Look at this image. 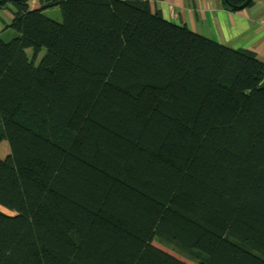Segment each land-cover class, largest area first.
<instances>
[{
	"label": "trees",
	"instance_id": "trees-1",
	"mask_svg": "<svg viewBox=\"0 0 264 264\" xmlns=\"http://www.w3.org/2000/svg\"><path fill=\"white\" fill-rule=\"evenodd\" d=\"M39 3L0 0V264H264V61L149 0Z\"/></svg>",
	"mask_w": 264,
	"mask_h": 264
},
{
	"label": "crops",
	"instance_id": "crops-1",
	"mask_svg": "<svg viewBox=\"0 0 264 264\" xmlns=\"http://www.w3.org/2000/svg\"><path fill=\"white\" fill-rule=\"evenodd\" d=\"M149 1L152 9H159L165 19L186 24L193 31L228 46L250 49L264 61V0H255L251 7L238 11L225 9L223 0ZM39 5L37 0L31 8Z\"/></svg>",
	"mask_w": 264,
	"mask_h": 264
},
{
	"label": "rangeland",
	"instance_id": "rangeland-1",
	"mask_svg": "<svg viewBox=\"0 0 264 264\" xmlns=\"http://www.w3.org/2000/svg\"><path fill=\"white\" fill-rule=\"evenodd\" d=\"M29 3L31 6L32 3L30 2V0H29ZM44 12H45V14L50 16L51 18H54L55 20H58V21L62 20V14H61V10L59 7L49 8V9H46ZM9 14L10 13L8 10H1L0 9V36L4 40H10L17 35V33L14 29H12L11 27H6V25L10 24V22H11ZM44 52H45L44 49L40 52L38 59H37V62L40 60V57L44 54ZM28 53L30 55L32 53L30 48H28ZM9 151H10V147H9V143L7 142V140L0 141V157L6 156L9 153ZM0 208L3 212L11 213L10 211H8L2 207H0ZM153 243L157 247H159L162 250L168 252L169 254L177 257L178 259L187 262L188 264H198L195 261L188 259L184 254L177 252L174 245H172V244H167L164 241H161L156 237L154 238Z\"/></svg>",
	"mask_w": 264,
	"mask_h": 264
},
{
	"label": "water",
	"instance_id": "water-1",
	"mask_svg": "<svg viewBox=\"0 0 264 264\" xmlns=\"http://www.w3.org/2000/svg\"><path fill=\"white\" fill-rule=\"evenodd\" d=\"M247 4H248V1L245 2L243 5L239 6L238 8L241 10V9H243Z\"/></svg>",
	"mask_w": 264,
	"mask_h": 264
},
{
	"label": "built area",
	"instance_id": "built-area-1",
	"mask_svg": "<svg viewBox=\"0 0 264 264\" xmlns=\"http://www.w3.org/2000/svg\"><path fill=\"white\" fill-rule=\"evenodd\" d=\"M35 1H37V0H30L31 3H34Z\"/></svg>",
	"mask_w": 264,
	"mask_h": 264
}]
</instances>
